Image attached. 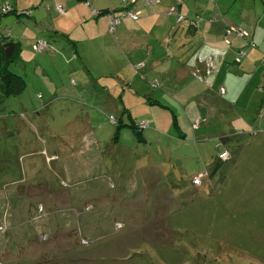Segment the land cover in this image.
Masks as SVG:
<instances>
[{"label":"rangeland","instance_id":"374dc122","mask_svg":"<svg viewBox=\"0 0 264 264\" xmlns=\"http://www.w3.org/2000/svg\"><path fill=\"white\" fill-rule=\"evenodd\" d=\"M210 3L220 18L230 22L226 26L225 34L228 29L237 26L235 24L254 29L256 47H252L248 41L244 48L246 55L240 58H253L258 53L257 58L263 59L264 0H214ZM180 14L183 19L177 23L185 19V16ZM173 15L176 20L177 12ZM208 17V13H203L191 21L200 27L202 21ZM187 20L189 19L186 18L185 21ZM180 26L181 30L187 31L182 24ZM175 34H178V39L181 33ZM198 37L195 39L199 43H196L191 36L184 35L181 53L176 57L179 59L184 55L185 58L193 59L213 55L218 50L207 49L210 45L203 43L206 40L201 32ZM232 37H229V42L223 38L221 47H228ZM248 39H252V36ZM228 48L232 54L233 49L231 46ZM121 59H127L125 49L118 50L113 61L119 60L123 65ZM8 65L11 72H14L13 68H17L19 73H14L22 75L28 90H24L20 95L8 97L0 106V226H3L0 228V264H264V239H260L258 235L260 231L264 235V223L261 225L258 220L260 217L264 218V203L246 190V184L234 186L228 179L224 181L225 174H229L225 169L228 162L224 163L230 160L229 152L218 159V169L216 165L212 167L210 160L216 158L217 153L212 130L206 126L199 130L192 129L187 123L186 115L176 111V107H162L161 103H156L155 100H147L153 111L147 109L148 104H145V108H139L137 99L140 97L133 96L128 100L129 107L126 104L124 106L136 122L141 119L148 123L153 122L155 124L151 127L167 134L168 123L173 124V114L177 121L182 122L184 132L172 129L175 135L169 133L167 135L171 137H162L161 143L157 144L156 138L154 141H136L134 132L138 130L137 126V130L127 126L116 130V126H112L119 141L114 145V149L110 148L111 143L102 145L103 153L98 155L94 163L97 165L96 170L81 176L69 173V168L78 167L79 160L77 156L68 155H61L57 160L62 162L64 167L52 168V165L47 166L45 162L57 159V155L50 157L41 149H46L53 139L60 140L65 137L60 121H50V116L58 118L64 106L48 112L47 109L43 110L36 121L40 119L38 124L44 126L31 121L30 115L26 119L29 123L17 118V113L23 110L19 99L22 97L25 101L32 98L30 94L32 87L36 86L37 78L32 74L30 64L13 60ZM23 65H26V71L23 70ZM116 67L123 66L115 65ZM41 68L42 66L37 68L40 78L48 75L55 78L56 75L64 74L71 87L76 84L78 76L73 73L74 67L70 68L68 62L54 64L49 68L45 64L44 71ZM261 69H264V64L260 71ZM224 74L221 72L220 76ZM110 78L115 79L114 82L121 91L122 86L111 71L105 77L106 82H109ZM262 84L264 85V82ZM65 101L63 95H59L53 103L63 104ZM23 104L25 106L30 103ZM157 112H160L164 119ZM10 113H15L14 117H8ZM228 115H225L224 120ZM217 116L210 120L213 125L219 118H223L219 114ZM55 123L59 126L55 127ZM195 126L193 124L192 127ZM182 132L184 139L177 135ZM197 135L205 137L198 139ZM139 136L141 138L140 133ZM69 137L73 139L72 135ZM214 170L216 172H213ZM198 172L203 175L200 176L199 183L193 184L192 178L200 174ZM93 185L98 188L99 194L86 192ZM42 187H48L54 194L66 190L80 195L71 199L66 209L70 216V229L65 230L72 234L60 241L53 237L48 240L45 237L38 239V233L28 224L26 227L32 229L28 230L30 239L21 240L20 234L25 230L20 226L25 215L23 211H19L23 215L20 217L18 214L20 218L8 215L11 199L24 195L22 190L36 192V188ZM89 194L90 196H87ZM94 194L99 198L92 197ZM84 203L97 204L103 211L101 217L91 225L94 235L84 230L87 222L86 211L83 210ZM36 204L37 200L32 199L31 210L34 214ZM75 209L80 211L76 219L73 216ZM38 211L43 212V208L38 207ZM80 238L87 239V244H83ZM30 242L34 244L31 245Z\"/></svg>","mask_w":264,"mask_h":264},{"label":"crops","instance_id":"0c3cea01","mask_svg":"<svg viewBox=\"0 0 264 264\" xmlns=\"http://www.w3.org/2000/svg\"><path fill=\"white\" fill-rule=\"evenodd\" d=\"M124 1L0 0V49L2 51L4 43H12L10 59L30 64L32 74L37 78L36 86L32 87L30 94L32 98L25 101L22 97L19 99L23 107L22 111L27 112L30 120L38 124L40 119L36 121V118H40L43 110L47 109L48 112L56 110L61 105L64 106L58 118L50 116L52 123L55 119L60 121L65 137L60 140L53 139L48 143L46 153L50 157L57 155L58 158L45 162L47 166L64 167V164L57 160L61 155H68L77 156L79 160L78 167L69 168V173L81 176L96 170L97 165L94 163L98 155L101 156L103 153L102 145L111 143L110 148L114 149V145L119 141L112 126H115L118 119L123 123L128 122V116L123 109L129 113L130 119L135 124L141 121L148 123L143 119L136 122L128 108L124 106L126 104L129 107L128 100L133 96H139L142 99H137L139 108H145L147 106L145 104H148L147 109L153 111L147 100H155L156 103L160 102L162 107L169 105L176 107V111L186 115L187 123L192 129L199 130L206 126L212 130L214 147L217 148L216 158L210 160L212 167L219 162L217 158L219 152H229L230 160L224 161V163L228 162L225 169L229 174H225L224 181L228 179L234 186L246 184V190L264 203V85L262 84L264 69L260 71L264 57L258 59L256 53L253 58H240L239 61L234 59L235 53L239 50L245 52L242 56L244 58L246 55L244 48L249 40L254 44L252 47H256L253 38L254 29L235 24L248 31L252 39L246 37V40L236 34L226 36L225 29L230 22L220 18L217 10L211 6L210 2L214 0H181L179 4L174 3V0H150L151 3L137 0L134 8L140 11L139 19L131 20L123 17L116 26L115 34H111L108 31V13L110 11L114 14L122 13ZM173 4L176 5V11L189 20L184 19L182 21L184 23H177L173 14H167L168 7ZM5 5H9L11 11L2 12ZM57 5L61 8L58 9ZM92 10L97 11L98 14L94 15ZM24 11L29 13L24 14ZM203 13L209 14L208 19L202 21L200 27L196 26L191 19ZM181 24L187 28L186 32L184 29L181 30ZM176 32L181 33L178 39ZM200 32L206 40L203 43L210 45L207 49L218 50L209 56L188 59L181 55L178 59L176 55L181 53L183 47H181L182 37L189 35L199 43L196 39L199 38ZM230 36L232 40L228 47L231 46L233 49L232 54L228 47H221L222 39L227 38L229 42ZM38 39H43L47 44L42 52L33 49V43ZM120 49H125L127 54V59H121L123 65L119 60L113 61L116 52ZM65 60L70 64V68L74 67L73 73L78 76L73 87L67 83L64 74L56 75L55 78L49 75L39 77L38 67L42 66L41 70L44 71L45 64L49 68L54 64L67 63ZM115 65L123 67L115 68ZM16 69L15 67L12 71L19 73ZM26 69V65H23V70ZM110 71L121 84V91L118 84H115L114 78L106 82L105 77ZM221 72L225 73L222 77ZM26 89L28 90L27 84L24 90ZM59 95H63L66 101L63 104H54L53 100ZM23 103L30 104L24 106ZM157 113L164 119L160 112ZM218 114L223 118H219V121L213 125L210 120L217 118ZM225 115H228L226 120H224ZM172 117L173 124L168 123V132L175 135L172 129L182 130V122L177 121L173 114ZM153 124L155 123H148L144 128L138 129L137 134L134 132L136 141L139 139L154 141L153 139L156 138L155 141L160 144L162 137H171L167 135L169 133L163 134L162 131L151 127ZM193 124L196 126L192 127ZM38 125L44 126V124ZM54 126L59 124L55 123ZM183 132L177 135L184 139ZM70 135L73 139L69 137ZM205 135L196 137L203 139ZM238 138L240 139L236 142ZM38 152L40 153V150ZM36 189V192H31L29 189L22 190L24 195H17L16 199L11 196L13 199L8 215H12L13 218L25 215L20 227L23 226L25 232L27 229V233L20 234L19 238L30 239L28 230L31 228L26 227L28 224L38 233V239L45 237L48 240L49 237L50 239L53 237L60 241L67 238L72 233L69 234L65 230L70 229L68 226L70 216L66 209L70 205V200L80 195L66 190L54 194L48 187ZM86 192L99 194L95 185ZM96 194L92 197L99 198ZM32 199L37 200L35 214L31 210ZM1 200L0 195V207ZM83 205L87 221L84 230L94 235L91 225L101 217L103 211L97 204ZM40 206L43 212L38 211ZM86 207L89 208L85 209ZM19 211H23L24 214L21 215ZM79 213L77 209L73 211L75 219L78 218ZM258 220L259 224L264 223V218L260 217ZM82 230L80 227L81 232ZM14 235L17 236L15 233ZM258 235L260 239H264L261 231ZM80 239L83 244L87 242V239ZM30 244L34 243L30 242Z\"/></svg>","mask_w":264,"mask_h":264},{"label":"built area","instance_id":"2783aa9c","mask_svg":"<svg viewBox=\"0 0 264 264\" xmlns=\"http://www.w3.org/2000/svg\"><path fill=\"white\" fill-rule=\"evenodd\" d=\"M137 0H125L124 1V6L122 7V13L120 14H114L113 11H110L108 13L109 17V26H108V31L109 33L111 34H115V31H116V26L118 25V23L121 21V19L123 17H126V18H129L131 20H137L139 19L140 17V11L136 10L134 8L135 6V3H136ZM176 2V4H179L181 0H174ZM146 3H151L150 0H146ZM88 4V3H86ZM57 8L60 9L61 6L60 5H57ZM11 11V7L9 5H5L3 8H2V12H9ZM177 12L176 11V6L173 5V6H170L167 10V14H173ZM24 14H28L29 11H24L23 12ZM92 13L94 15L98 14L97 11L95 10H92ZM182 15L179 14L177 12V15H176V21H180L182 19ZM235 27V28H234ZM230 33H235L236 35L240 36V37H244V38H248L249 37V33L248 31H246L245 29L239 27V26H233L232 28L228 29L226 31V36L229 35ZM225 41L228 42L227 38H225ZM250 41V40H249ZM46 42L43 40V39H38L36 40L34 43H33V49L36 51V52H42L45 47H46ZM250 45L251 46H254V44L250 41ZM245 54V52L243 50H239L235 53V56H234V59L239 61L240 57H242L243 55ZM139 65V64H138ZM153 84V82H152ZM111 120L114 122V119L111 118ZM147 125L146 122H140L139 125L137 126L139 129L141 128H144L145 126ZM227 155V151H222V152H219L217 154V158H222L224 156ZM203 174L200 173V174H197L195 175L193 178H192V183L194 184L195 182H200V176H202ZM0 228H3V226H0ZM6 228V227H4Z\"/></svg>","mask_w":264,"mask_h":264},{"label":"trees","instance_id":"16d2710c","mask_svg":"<svg viewBox=\"0 0 264 264\" xmlns=\"http://www.w3.org/2000/svg\"><path fill=\"white\" fill-rule=\"evenodd\" d=\"M174 3H176V2H174ZM173 5H171V6H173ZM182 19H183V17H182ZM11 61L12 60L10 59V56L8 57V56L4 55V53H2V51L0 49V106L3 104V102L8 97L17 96V95L21 94L26 87L24 79L21 76L12 73L8 69V64ZM123 110L126 112V114L128 116V122L123 123L120 119L116 120V124H115L116 130L119 127H123V126H127V127L131 128L132 130L136 129V126H138L140 122L138 124H135V122L130 119L129 113H127V111L125 109H123ZM13 114H15V113H13ZM13 114H11V113L8 114V117H14ZM27 117H28V113L25 111L17 113V118L26 120ZM141 122H143V121H141ZM137 131H135L136 134H137ZM115 135H117V132H115ZM41 150L46 151L45 148H43ZM41 150H40V152H41ZM219 163L220 162H218L216 164V166H219Z\"/></svg>","mask_w":264,"mask_h":264},{"label":"water","instance_id":"95a60500","mask_svg":"<svg viewBox=\"0 0 264 264\" xmlns=\"http://www.w3.org/2000/svg\"><path fill=\"white\" fill-rule=\"evenodd\" d=\"M12 48H13V44L12 43H4L3 45H2V51L4 52V54L6 55V56H9L10 55V53H11V51H12Z\"/></svg>","mask_w":264,"mask_h":264}]
</instances>
